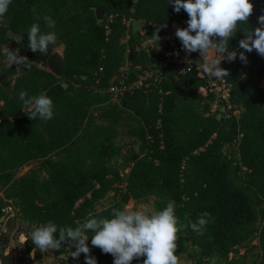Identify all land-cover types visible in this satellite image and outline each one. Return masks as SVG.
I'll use <instances>...</instances> for the list:
<instances>
[{
	"label": "trees",
	"instance_id": "1",
	"mask_svg": "<svg viewBox=\"0 0 264 264\" xmlns=\"http://www.w3.org/2000/svg\"><path fill=\"white\" fill-rule=\"evenodd\" d=\"M250 2L248 27L254 29L264 0ZM97 8L107 9L102 21ZM46 15L55 21L54 29L45 26ZM188 18L168 0H13L0 24V200L9 201L34 227L51 220L73 228L89 214L111 218L114 208L133 200L153 199L155 210L173 200L181 226L177 255L189 254L194 264H246L240 249L257 240L264 258V58L253 50L245 52L247 64L239 60L244 37L238 31L229 42L230 50L238 49L237 59L224 60L222 68L230 73L231 102L240 114L229 115L223 107L213 113L215 96L199 93L207 86L204 78L194 71L181 75L174 64L160 67L164 49H137L154 38L157 28L162 36L186 28ZM130 19L144 20L143 30L128 27L124 21ZM33 23L56 34L47 54L28 48ZM5 46L19 49L31 68L7 67ZM192 56L199 61L198 52ZM125 67L127 85L144 70L152 76L113 101L108 89L122 80ZM21 90L29 96L46 92L54 104L53 119L30 120L22 110ZM122 130L137 146L127 157L118 143ZM121 159L129 168L124 176L117 167ZM32 162L40 169L18 177ZM111 193L113 205L96 211ZM204 212L211 220L198 235L188 225ZM6 217L0 206V264H13L9 235L1 230ZM87 234L97 264H113L110 254L91 245L93 233ZM25 246L34 255L19 264L43 258L29 237ZM74 250L62 245L55 254ZM69 264H85V254ZM132 264H143V258Z\"/></svg>",
	"mask_w": 264,
	"mask_h": 264
},
{
	"label": "clouds",
	"instance_id": "2",
	"mask_svg": "<svg viewBox=\"0 0 264 264\" xmlns=\"http://www.w3.org/2000/svg\"><path fill=\"white\" fill-rule=\"evenodd\" d=\"M13 0H0V24L5 22V16ZM174 11L187 13L186 28L176 27L175 36L186 53H199L201 60L196 61L197 68L209 78L224 80L230 73L222 68L221 61L231 63L237 59L247 64L245 52L253 50L264 57V14L258 17L259 26L248 27V21L254 11L250 0H168ZM33 13L36 9H32ZM36 20L41 19L35 16ZM45 26L55 28V21L50 16L42 17ZM162 27H167L166 24ZM160 28L154 33V38L160 41ZM241 32L243 39L239 41L237 50H230L229 42ZM194 33V35H193ZM55 32H42L39 23H33L28 31V48L31 52L47 54L49 45L56 44ZM6 66L17 65L30 69L32 62L26 56H21L19 49L12 51L5 46L3 49ZM178 55V53H177ZM190 70V69H189ZM185 71V70H184ZM22 110L30 120L47 122L53 119L54 104L46 92L29 96L24 90L19 92ZM183 207V205H180ZM176 202L169 200L162 210H153L147 204L123 209L114 208L111 218L96 217L89 214L75 228L60 226L49 220L33 228L30 238L35 249L42 253L58 251L62 245H68L75 250L71 257L78 259L85 254V264H97L95 257L90 255L87 245L91 232V245L99 248L102 253L113 257V264H132L133 260L143 258V264H182L177 255L180 221L176 215ZM211 220V214L202 213L196 222H190L189 227L198 235L204 234V229Z\"/></svg>",
	"mask_w": 264,
	"mask_h": 264
},
{
	"label": "rangeland",
	"instance_id": "3",
	"mask_svg": "<svg viewBox=\"0 0 264 264\" xmlns=\"http://www.w3.org/2000/svg\"><path fill=\"white\" fill-rule=\"evenodd\" d=\"M145 27V26H144ZM150 40V43H148V46L150 48H153L157 53H160L164 49L163 45L160 44V41L156 40L155 38L153 39H147ZM154 41V42H153ZM153 42V43H152ZM63 49V46L59 45L57 46L56 50L61 52ZM118 143L120 146L124 148V155L125 157L128 156V152L130 150H137V146L133 145L132 139L128 138L126 135L125 130H122L121 136L118 139ZM39 163L38 162H32L26 166H24L19 174L18 177L28 173L31 170H39ZM117 167L121 171V175L124 176L126 173L129 171V168L127 164L125 163V159H121L117 163ZM45 176V175H44ZM4 197L3 190L0 189V199ZM114 203V195L113 193L109 194L103 201L99 203V205L96 208V211L100 212L103 210H106L110 208ZM141 204H147L149 205L153 210L154 208V200L150 199L148 201H131L130 204L128 205L130 208H135L138 207ZM0 206H5L6 208V213L7 217L3 220V223L1 225V230L7 232L9 235V247L7 252L11 254V257L13 259V264H19L20 261H22L24 258L30 256L33 257L34 251L31 253H28L26 251V246L25 242L27 238H30V233L33 230L34 226L27 224L19 214L18 210L10 206V202L5 200L2 202L0 200ZM31 239V238H30ZM257 245V240H255L250 246L245 247L240 249L241 255H245V261L246 264H254L256 261L257 262H262L264 261V258L260 256L259 250L256 248ZM191 250H194L195 248L190 247ZM39 250V249H37ZM54 250H52L53 252ZM43 254V259L41 260H35L34 264H52L50 260V255L49 252L47 253H42ZM55 257V251L54 254L51 256ZM232 257V256H231ZM60 264H69L71 257V253H68L64 256L57 257ZM186 262L185 264H194L193 260H191L190 256H186ZM55 261V260H53ZM62 261H65V263H62ZM55 263V262H54ZM211 264V263H208Z\"/></svg>",
	"mask_w": 264,
	"mask_h": 264
},
{
	"label": "built area",
	"instance_id": "4",
	"mask_svg": "<svg viewBox=\"0 0 264 264\" xmlns=\"http://www.w3.org/2000/svg\"><path fill=\"white\" fill-rule=\"evenodd\" d=\"M124 22L129 27L133 26L134 20L130 19L125 20ZM143 28H141L140 30H143ZM144 34L145 31L143 32V35ZM159 37L161 45H163L164 47L165 54V59L161 62L160 67H166L168 65L174 64L178 67L179 74L181 75L192 71L196 72L198 76L206 80L207 86L205 88L207 89V91L215 96V102L212 107V112L216 113L217 111H219L220 107H224L225 111L229 115L239 116L240 110L235 109V106L231 102L232 85L228 78H225L224 80H216L214 78H209L205 74H203L202 71L197 68V63L196 60H194L192 53L189 54L182 50V47L180 46V41L175 36L174 28L171 30H166V33ZM148 43H150V40L142 41L140 44H138L137 49L140 48L143 50H147L148 48H150L148 46ZM199 60H201L200 55ZM222 62L223 61H221V67ZM128 69V67H125L123 69L124 76L122 77V80L118 84H112L108 89V93L113 101H116L118 96L123 94V92L126 91L128 88L140 86L152 76V73L149 70H144L132 84L127 85L125 81H127L128 77L125 73H127L126 71Z\"/></svg>",
	"mask_w": 264,
	"mask_h": 264
},
{
	"label": "water",
	"instance_id": "5",
	"mask_svg": "<svg viewBox=\"0 0 264 264\" xmlns=\"http://www.w3.org/2000/svg\"><path fill=\"white\" fill-rule=\"evenodd\" d=\"M107 9L106 8H97L96 9V18L98 21H102L106 16ZM146 22L144 20H134L133 22V30L134 32H138L141 28L145 26ZM264 58V57H263ZM67 85L64 84V87ZM222 112H225V108H222ZM222 115H219V118H221Z\"/></svg>",
	"mask_w": 264,
	"mask_h": 264
},
{
	"label": "crops",
	"instance_id": "6",
	"mask_svg": "<svg viewBox=\"0 0 264 264\" xmlns=\"http://www.w3.org/2000/svg\"><path fill=\"white\" fill-rule=\"evenodd\" d=\"M255 29V28H254ZM61 46H63V45H61ZM63 49H64V46H63ZM63 49H62V51L61 52H59V53H62L63 52ZM263 86H264V83H263ZM199 93L201 94V95H207V93H208V91H207V89L206 88H201L200 89V91H199ZM55 251V250H54ZM54 251L52 252V251H49V257H50V260L49 261H51L52 262V264H60L61 262H59V260H58V256H56V254H55V257H54V255L53 256H51L52 254H54ZM187 255H189V254H181L180 255V257H181V261H182V264H185V262H186V256ZM43 259V258H42ZM41 260V259H40ZM53 260H55V261H53ZM55 262V263H54Z\"/></svg>",
	"mask_w": 264,
	"mask_h": 264
}]
</instances>
